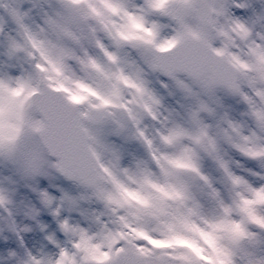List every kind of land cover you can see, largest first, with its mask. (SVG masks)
<instances>
[{"label": "clouds", "instance_id": "clouds-1", "mask_svg": "<svg viewBox=\"0 0 264 264\" xmlns=\"http://www.w3.org/2000/svg\"><path fill=\"white\" fill-rule=\"evenodd\" d=\"M236 2L237 0H49L47 17L39 27L24 21V27L16 24L17 31L10 36L11 40L8 39L9 36H5L6 60L22 63L34 78L49 76L52 82L63 84L65 88L86 97L85 103L79 106L81 111H88L91 105L99 109L92 112L93 117L109 126L113 119L119 120L128 126L131 136L135 135V126L131 123L129 114L135 116L140 122V129L145 132V138L132 141L143 146L146 156L134 159L128 166H122L120 160L119 165L114 167L111 153L100 148L93 140L85 138L89 129L93 132L95 129L87 119L82 121L85 131L80 142L74 146L73 153L74 162L79 165L76 170L86 182H75L83 191L78 198L71 199L76 201L74 211L84 206L92 209L84 218L85 227L92 237L91 247L80 240L78 231L69 230L64 235V240L58 242L65 249L63 255L55 246L49 248L50 242L45 234L34 221L27 218V205L20 201L13 182L7 177L0 181V196L3 197L0 200V242L4 244V250H0V264H21V261L29 260L28 255L17 243L18 237L12 230L13 226L17 233L23 237L28 236L33 241L32 259L40 261L41 264H107L98 254L92 252V247L100 243L95 218L102 217L109 229L123 230L120 218L131 220L128 216L129 206L153 212L162 205L167 206L169 215L162 216L159 223L147 218L148 226L157 229L163 228L164 224L172 225V231L168 235L170 238H176L173 243L177 252L187 254L196 264H224L223 251L227 250L232 253L233 264H247L256 242L249 239L248 234L238 228L237 224L242 221L244 229L251 228L252 232L264 230H260L258 225L253 226L246 213L237 214L235 205L249 209L257 219L264 220V195H252L243 184L234 189L228 185V188H225L227 195L222 194L223 205L218 201L209 200L212 210L205 211L194 185H199L202 192L207 190L192 168H200V157L206 154L200 149H197L196 155L185 154L179 147H168L161 143L156 129L162 127L161 122L169 115L164 99L161 106H156L147 94L137 91L135 86H139L140 82L132 69L123 62L129 53L137 55L140 48L158 47L171 39L177 26L174 16L179 15L194 33L203 31L208 35L213 46L220 51L218 56L213 53L218 62L230 64L231 69L242 79L254 78L257 75V60L253 53L264 54V0H239L247 5L239 17L235 15ZM221 5L227 8L226 12H220ZM0 8L10 13L13 9L11 0H0ZM45 19L66 25L73 33L79 28L94 30L96 35L118 53L120 63L112 64L94 53L97 59L95 67L89 64L85 68L75 62H71L70 68L54 66L48 60L52 51L51 45L70 41L51 31L44 23ZM237 19L242 22L243 28L237 27ZM220 32L226 33V36L221 37ZM109 35L114 39L109 40ZM13 41L21 51L9 57L8 52ZM116 41L120 42V48L115 47ZM225 44L228 45L226 54L222 51ZM179 47L177 42L168 52L157 54L166 57L176 52ZM36 65H40L39 70ZM118 68L124 69L127 83L111 75L116 73ZM66 75L71 79L65 80ZM77 79L89 86L100 98L77 89ZM146 81L145 86L154 89L151 76L146 77ZM113 85L120 90L119 98L111 95ZM257 87L264 90V82L258 83ZM101 99L108 100L109 104L102 105ZM254 103L258 111L264 110V98L256 96ZM149 110L159 115L160 119H151ZM108 113L113 116H108ZM256 131L258 135L254 141L241 143L249 152L254 153L250 160L258 162L264 169V127L257 126ZM244 134L249 133L245 131ZM145 140L153 142L152 153L149 152ZM204 144L207 146V141H204ZM209 151H212L210 147ZM218 154L224 159L221 152ZM164 155H168L173 162L163 159ZM213 155L217 153L214 152ZM153 157L160 160L159 167L154 163ZM47 159L49 158L45 157V160ZM0 164L14 169L20 180L31 182L20 163L14 162L6 150L0 151ZM66 166L70 167L67 161ZM161 167L169 173L168 176L160 171ZM44 168L47 173L49 170H55L48 168L46 163ZM124 169H127V172ZM260 180H264V175ZM236 193L241 195L237 196ZM241 196L251 203L244 204ZM65 205L67 210V201ZM225 207H230L231 213L226 214ZM164 230L167 231L166 228ZM76 244H80V247H75ZM194 249L200 250L199 255ZM100 251L106 249L102 247ZM255 251L254 258L264 260V247Z\"/></svg>", "mask_w": 264, "mask_h": 264}, {"label": "snow or ice", "instance_id": "snow-or-ice-1", "mask_svg": "<svg viewBox=\"0 0 264 264\" xmlns=\"http://www.w3.org/2000/svg\"><path fill=\"white\" fill-rule=\"evenodd\" d=\"M234 7L236 8L235 15L239 17L244 13L247 5L237 0ZM113 10L115 11L116 8ZM226 11L227 8L221 5L220 12ZM10 15L17 25L24 27L26 13L22 14L19 10L12 9ZM174 19L177 26L173 30L174 36L171 39L166 40L158 47L140 48L137 54L138 59H133L128 55L123 61L132 69L136 79L140 82L139 86L134 85L137 87V91L147 94L154 105L161 106L164 97L155 89L145 86L147 84L146 77L152 75H156V83L169 96L180 95L184 100L189 101L188 106L184 108L183 115L167 109L169 115L161 122L162 127L156 129V134L162 144L168 147H179L185 154L196 155L197 149L202 150L216 162L223 174L226 189L228 185L234 189L243 184L252 195H264V184L254 186L244 177L235 174L230 163L218 154L220 153L219 143L223 140L248 159L254 155L243 146L241 141H254L258 135L257 126L264 127V110L258 111L257 105L254 103L256 96L264 98V90L257 87L258 83L264 82V54L253 53L257 60L255 69L257 75L254 78L242 79L231 69L230 64H221L213 57V53L218 56L220 51L213 46L205 32L194 33L191 28L185 25L182 16L175 15ZM44 23L49 26L51 31L57 35H63L70 41V43L61 42L51 45L52 51L48 60L54 66L70 68L71 62H75L81 67L86 68L89 64L95 67L97 64L95 54H99L112 64L120 63L118 53L105 44L94 30L79 28L76 33H73L68 30L66 25L58 24L52 19H45ZM235 23L237 27H244L239 19ZM3 32V28H0V34ZM219 35L224 37L226 33L220 32ZM8 39L11 40V37L9 36ZM108 39L113 40L114 38L109 35ZM177 42L180 47L176 52L166 57L157 54L168 52ZM115 47H121L119 41L115 42ZM227 49L228 45L225 44L222 51L226 54ZM18 51L21 49L13 41L8 56L11 57ZM35 67L39 70L40 65ZM123 73L124 69L118 68L117 72L111 75L127 83V77ZM160 76L165 77L166 80L161 81ZM64 79L70 80L71 78L66 75ZM75 84L80 91L100 98L96 92L79 79L75 81ZM218 90L223 91L226 96L237 98L239 102L246 105L245 116L252 120L253 130H246L242 124L228 119L227 115L221 117L222 127L217 125L214 130L213 126L202 118V114H207L213 119L217 117V110L221 107L220 100L216 96ZM111 95L116 98L120 97V90L115 85L112 86ZM85 99L86 97L65 88L63 84L52 82V78L46 75L34 78L26 70L22 75L0 76V151L6 150L14 162L20 163L24 174L30 177L31 187L30 191L25 194L24 201L27 205L26 216L37 224L45 234L47 241L50 242L49 245L55 246L61 255L65 249L58 243L59 235L64 237L69 230L78 231L80 240L88 244L89 247H91L92 237L88 234L87 228L82 226L86 213L81 211V222L74 221L70 216L65 215L66 212L74 211L75 200L67 195L58 199L48 190H42L36 183L38 177L47 174L44 164L46 163L48 168L55 169L69 181L86 182L76 170L79 165L74 162L73 153L74 146L80 142L85 131L82 123L84 119H87L95 129L94 132L89 129L85 138L93 140L100 148L110 152L114 167L119 165L121 154L107 142L109 135L127 140H144L145 138V132L140 129V122L135 116L129 114L131 123L135 126V135L131 136L128 133V126L123 122L113 119L109 126L93 117L92 112L99 111V109L89 105L88 111H81L79 106L85 103ZM101 104L107 105L109 101L101 99ZM107 115L113 116L112 113ZM148 115L154 121L160 119L159 115L151 110ZM245 131L249 134L245 135ZM204 141H207V146ZM144 142L147 144L149 152L152 153L153 142L151 140ZM209 147L212 151H209ZM214 152L217 155L214 156ZM45 157H54L55 162L53 163L50 159L45 160ZM153 158L154 163L159 167L160 160ZM163 159L173 162L168 155H164ZM66 161L70 167L66 166ZM124 171L127 172V169ZM160 171L165 176L169 175L162 167ZM192 171L196 172L200 181L203 182L208 199L218 201L223 205L222 193L214 187L209 177L204 175L197 166H194ZM253 175L259 174L253 173ZM261 176L259 175V179ZM146 182H148L147 179ZM153 186L155 187V185ZM236 195L240 196L241 194L236 193ZM2 199L3 197L0 196V200ZM241 199L244 204L251 203L242 196ZM65 201H67V210H65ZM235 206L237 214L246 213L252 220L253 226L258 225L260 230H264V220L257 219L249 209L243 208L239 204ZM166 208V205H162L158 210L149 212L129 206L128 216L131 217V220L129 221L126 217L120 218L123 230L109 229L107 222L102 217L95 218L94 222L99 228L100 243L92 247V252L98 254L107 264H196L187 254L176 251L173 243L176 238H170L168 235L172 231V225L164 224L163 228L157 229L148 226L147 218L159 223L162 216L169 215ZM224 211L227 214L231 213L232 209L225 207ZM189 212L191 213L192 210L190 209ZM45 216H49L51 220H44ZM228 222L221 221V223ZM185 223H187L186 219ZM237 227L246 232L249 239L256 242L253 252L249 254L247 264H264V260L254 258L255 249L264 247V232H252L251 228L244 229L242 221L237 224ZM12 230L18 237L17 243L22 251L29 257L27 262L21 261V264H41L40 261L32 259L31 250L24 244V237L15 231L14 226ZM28 230L25 229V231ZM75 247L79 248L80 244H76ZM102 247L106 251L101 252ZM194 251L199 255V249H194ZM10 255H15V253H10ZM223 255L225 256L224 264H233L231 252L224 250Z\"/></svg>", "mask_w": 264, "mask_h": 264}, {"label": "rangeland", "instance_id": "rangeland-1", "mask_svg": "<svg viewBox=\"0 0 264 264\" xmlns=\"http://www.w3.org/2000/svg\"><path fill=\"white\" fill-rule=\"evenodd\" d=\"M11 3L13 9L19 10L22 14L26 13L25 22H29L36 27L41 25L44 18L48 14L49 0H11ZM0 28H3L4 30L3 34H0V76L22 75L26 71L22 63L5 59L7 55L5 51L7 47L5 36L14 35L17 31V26L10 13H6L3 8H0ZM105 43L107 44V42ZM129 55L133 59H138L136 54L129 53ZM151 79L153 80L154 89L164 97L165 107L169 111L178 112L180 115H183L184 108L188 106L189 102L185 101L180 95L169 96L163 89L160 88L159 84L156 83V75H152ZM159 79L161 81L166 80L163 76H160ZM216 96L220 100L221 104V107L217 110V117L213 119L208 117L207 114H202V118L207 123L211 124L214 130L217 128V125L222 127L221 117L225 115H227L228 119L242 124L246 130L254 129L252 120L245 116V112L247 110L246 105L239 102L237 98L226 96L225 93L220 90L217 91ZM205 99L207 98L205 97ZM209 102L211 103V101ZM182 105L184 106L183 108L181 107ZM107 142L121 154L122 166H128L134 159L144 158L146 156L143 146L135 141L109 135L107 137ZM219 148L222 156L230 163L232 171L235 174L244 177L254 186L264 184V180L259 179V175H264V169L260 167L258 162L242 156L223 140L220 141ZM50 160L53 163L55 162L52 159ZM199 165L202 173L209 177V179L213 182L214 187L226 196L227 193L224 186L223 174L219 170L216 162L206 155H201ZM253 173L259 175H253ZM6 177L13 182L16 194L18 195L20 201L24 202L26 198L25 194L30 191L31 183L18 179L14 169L0 164V181L4 180ZM36 183H38L42 190H48L50 194L56 196L58 199L63 195L78 198L83 191L76 183H69L62 180L55 170H49L46 175L38 177ZM194 190L196 191L197 197L205 211H211L212 205L206 193L200 191L199 185H194ZM91 210L92 209L88 208V206H84L71 213L66 212L65 215L70 216L74 221L81 222V211L87 214V212ZM43 219L46 221L51 220L49 216H45ZM82 226H86L85 222L82 223ZM54 227L55 225L53 224V228ZM59 239L63 241V235H59ZM32 243L33 241L28 236L24 237V244L29 250H31ZM51 247L52 246L49 245V248ZM0 250H4L3 242H0Z\"/></svg>", "mask_w": 264, "mask_h": 264}, {"label": "water", "instance_id": "water-1", "mask_svg": "<svg viewBox=\"0 0 264 264\" xmlns=\"http://www.w3.org/2000/svg\"><path fill=\"white\" fill-rule=\"evenodd\" d=\"M53 159H55L54 157H52ZM63 177V176H62ZM65 178V177H64ZM66 179V178H65ZM69 181V180H68ZM72 182H74V181H72Z\"/></svg>", "mask_w": 264, "mask_h": 264}]
</instances>
